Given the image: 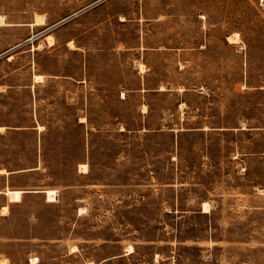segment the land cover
I'll list each match as a JSON object with an SVG mask.
<instances>
[{
  "label": "rangeland",
  "instance_id": "374dc122",
  "mask_svg": "<svg viewBox=\"0 0 264 264\" xmlns=\"http://www.w3.org/2000/svg\"><path fill=\"white\" fill-rule=\"evenodd\" d=\"M1 15L0 264H264V0Z\"/></svg>",
  "mask_w": 264,
  "mask_h": 264
},
{
  "label": "bare ground",
  "instance_id": "6f19581e",
  "mask_svg": "<svg viewBox=\"0 0 264 264\" xmlns=\"http://www.w3.org/2000/svg\"><path fill=\"white\" fill-rule=\"evenodd\" d=\"M45 24H46L45 18L39 16V17H37L35 22L30 23V26L35 27V26H40V25H45ZM5 25H8V23L6 22V18L1 15L0 16V26H5ZM228 41L230 43L237 44L238 43V38L235 35H230L228 37ZM69 47L75 49V46H74L73 42L69 43ZM40 48H41V46L38 47V49H40ZM34 49H36V47ZM43 78H44L43 75H39V74L34 75V80H35L36 83H41L43 81ZM162 89H164V88H162ZM82 120H83V118H82ZM0 129L3 130V129H5V127H1ZM38 129L41 130V129H43V127L40 126V127H38ZM80 171H81V173H88L89 165L87 163L80 164ZM3 172L4 171H2V173ZM6 174H10V172H6ZM45 192H46V195H47V198H48L49 201H52V200L56 201L57 200L56 198L58 197L57 196L58 192L56 190H46ZM21 193H22V191H20V190H9L8 189V191H7V194H9L11 196V198H12L11 200H19L20 197H21ZM209 205L207 203L204 204L203 210H204L205 213H208L210 211V206ZM84 209H80V211L82 212V211H84ZM4 210H8V207H5ZM128 252H130V253L133 252V247L132 246H129ZM37 261H38L37 257L32 259L33 264H35ZM2 264H6V263L3 262Z\"/></svg>",
  "mask_w": 264,
  "mask_h": 264
},
{
  "label": "crops",
  "instance_id": "0c3cea01",
  "mask_svg": "<svg viewBox=\"0 0 264 264\" xmlns=\"http://www.w3.org/2000/svg\"><path fill=\"white\" fill-rule=\"evenodd\" d=\"M36 75V74H35ZM163 90V89H162ZM40 127V126H39ZM22 194V193H21Z\"/></svg>",
  "mask_w": 264,
  "mask_h": 264
}]
</instances>
